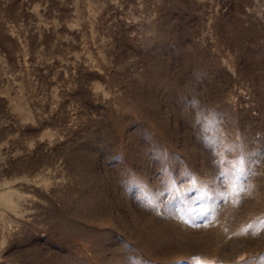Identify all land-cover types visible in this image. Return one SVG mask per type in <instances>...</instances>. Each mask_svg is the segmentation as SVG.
<instances>
[{
	"label": "rangeland",
	"instance_id": "1",
	"mask_svg": "<svg viewBox=\"0 0 264 264\" xmlns=\"http://www.w3.org/2000/svg\"><path fill=\"white\" fill-rule=\"evenodd\" d=\"M262 257L264 0H0V264Z\"/></svg>",
	"mask_w": 264,
	"mask_h": 264
},
{
	"label": "snow or ice",
	"instance_id": "2",
	"mask_svg": "<svg viewBox=\"0 0 264 264\" xmlns=\"http://www.w3.org/2000/svg\"><path fill=\"white\" fill-rule=\"evenodd\" d=\"M219 163H221V161H218V164ZM239 163L241 165H243V160H240ZM241 172H242V169H241ZM220 175L227 177L228 174L221 171ZM226 187H230L231 191H229L227 193H221L220 199L224 200V202L227 203V202H229V197H232L231 202L233 204H236V205H238L240 203V200H239L240 194L249 190L242 183H237L236 181H233L230 186L226 185ZM205 218L206 219H214L215 218V212L214 211L212 212L211 217H208V215L205 214ZM193 226L198 227L200 225L194 224ZM249 227H251V226H249ZM247 232H248V229H245L243 231V234H247ZM261 264H264V257L261 258Z\"/></svg>",
	"mask_w": 264,
	"mask_h": 264
}]
</instances>
